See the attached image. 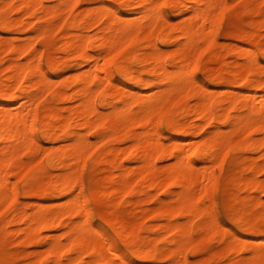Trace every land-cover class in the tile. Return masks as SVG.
<instances>
[{
	"label": "bare ground",
	"instance_id": "bare-ground-1",
	"mask_svg": "<svg viewBox=\"0 0 264 264\" xmlns=\"http://www.w3.org/2000/svg\"><path fill=\"white\" fill-rule=\"evenodd\" d=\"M243 1L252 35L221 36L225 0H0V264H19L12 225L36 256L28 264H186L217 236V256H239L227 264H264V199L240 195L264 192L254 156L264 159V39L254 29L264 11ZM170 10L188 20L168 25ZM209 55L243 60L216 74L202 68ZM110 161L97 181L95 166ZM238 164L246 175L233 180L225 215L216 197ZM120 191L141 205V221L125 218ZM100 202L113 204L108 221Z\"/></svg>",
	"mask_w": 264,
	"mask_h": 264
},
{
	"label": "rangeland",
	"instance_id": "rangeland-1",
	"mask_svg": "<svg viewBox=\"0 0 264 264\" xmlns=\"http://www.w3.org/2000/svg\"><path fill=\"white\" fill-rule=\"evenodd\" d=\"M228 3V6L230 7V11L227 15L226 18V22L225 25L222 28V34L221 36H224L226 34H233V33H239L243 30H251L252 26L250 24H248V22H250V17L248 15H244V13H242L244 8V1L243 0H225ZM253 8L254 11L257 12L259 10L262 9V11H264V5L262 3L261 0H257L254 4H253ZM240 10V11H239ZM241 12V13H240ZM174 11L170 10L168 12V16H170V22L168 23V25L177 23L179 21L182 20H188V15L183 16L182 18L179 17H175L173 16ZM23 15L19 14V15H14V18L20 19L22 18ZM25 18V17H23ZM139 19H135L133 20V22H137ZM31 21V19L29 20ZM245 28V29H244ZM241 29V30H240ZM257 36L259 38L264 39V23L263 24H259L257 28H254ZM250 34L252 35V31H250ZM225 40L223 37L219 38V42H217L216 44V48L214 50V52L212 53H217L218 50H220V45L225 43ZM247 42V47L249 48H253L252 43L248 40ZM238 43V42H235ZM240 44V42H239ZM39 48H41V46H38ZM95 51H99L98 49H95ZM104 51H107L104 50ZM59 52L58 48H55L54 51V56L57 55V53ZM105 53V52H103ZM212 59H214V57H210V55L206 58V60L204 61V65L202 68H205L207 70H212L214 73H220L221 69L220 66L223 65H228L229 68H231L232 70L235 69L236 67V63L241 62L243 59L241 57H232L230 55H225V57L223 58L221 65H216L215 62L211 61ZM237 61V62H235ZM235 62V63H234ZM2 68V66H0ZM65 76H68L69 73L65 72L64 73ZM17 85V84H16ZM76 102L72 101V102H67L66 106L68 105H75ZM189 124H194L196 123V120L194 119H190L188 120ZM140 131L143 132L144 128H140ZM213 130V129H211ZM97 132H93L91 135V141L96 142L95 145L93 146L94 148H97L101 145H103L105 142H98L97 140ZM209 136L211 135V132H209ZM107 139V138H106ZM118 145V144H117ZM130 145V142H125L123 144H120V147L123 149H126L128 146ZM15 146L17 148H21L23 147V143H16ZM128 149V148H127ZM101 150H103L104 152L107 150L106 146H104ZM43 155V153L39 154V157H41ZM255 160L256 162H264V159L261 158V153L258 152L255 155ZM116 165V163L114 164L113 162H108V163H98L95 166V172H93L94 174V178H96L97 181L102 182L105 178V175H107V173L110 170H113L114 166ZM131 165V164H130ZM161 165V164H160ZM108 169H110L108 171ZM229 169V172H226L223 174V189L222 191L217 195V200H220L223 203V208L221 209L222 214H229L231 212V209L229 207V201L231 200V195L232 192H234L235 188H234V182L233 180H236L237 178H240L241 175H246V171H244V169H246V166L242 165V164H238L237 168H226ZM60 170L57 169H53L52 173L53 174H57L59 173ZM89 175V172L87 173ZM261 179H264V175L260 174ZM233 182V184H232ZM191 195H193V197L195 199L200 198L201 196V192L200 190H195L193 192H189ZM240 195L242 197H252L253 199H255L256 202H259L261 199H264V192L257 190H242L240 191ZM142 198L146 197L145 194L141 195ZM164 196L162 194H157V197L155 199V201H150V203L147 205L151 210H155L158 208L159 206V202L160 199H162ZM159 198V199H158ZM37 197H35L33 199V203L30 204L29 209L30 211L34 210V202L36 201ZM21 200H23V198H21ZM131 199H128V197H126V194L124 191H120V193L117 195V201L119 203H122V209L124 211V215L125 218H127L130 222H135V221H141V215H143L142 210L143 208L141 207V205H137L134 202L130 201ZM135 200V199H134ZM50 204L52 202H49ZM207 204H210V201L206 202ZM96 209V214H97V218L99 221H108L110 216H111V211L113 209V204L109 203V202H100L98 204H96L95 206ZM78 217H74L73 220H77ZM212 218V217H211ZM197 222H199V220H197ZM160 223V222H159ZM10 229L13 230V232L10 235L11 240H13V246L12 249L14 250H19L21 253L19 255V264H28L34 257L36 256H27L26 255V249L21 246L20 241H21V234L17 232L18 226L17 225H12L10 226ZM63 230L60 229L58 230V232H62ZM57 232V233H58ZM19 242V244H18ZM120 244L122 245V247L124 249H130V247L127 244H122L120 242ZM202 244L204 245V247H206V251H204L203 253H195L193 252L194 250H191L189 252L186 253L185 255V262L186 264H205V263H209V264H227L228 261H230L231 259H238L239 256L236 254H230L229 257L227 256H217L219 253V250H221L224 247V244L221 240V236H217V238H211V239H206L202 241ZM15 245V246H14ZM201 245V246H203ZM25 250V251H24ZM24 251V252H23ZM217 254V255H216ZM120 264H124V262H120ZM156 264H164L162 261H158Z\"/></svg>",
	"mask_w": 264,
	"mask_h": 264
},
{
	"label": "snow or ice",
	"instance_id": "snow-or-ice-1",
	"mask_svg": "<svg viewBox=\"0 0 264 264\" xmlns=\"http://www.w3.org/2000/svg\"><path fill=\"white\" fill-rule=\"evenodd\" d=\"M163 7H168V0H164V4H163ZM113 59H115V58H113Z\"/></svg>",
	"mask_w": 264,
	"mask_h": 264
}]
</instances>
